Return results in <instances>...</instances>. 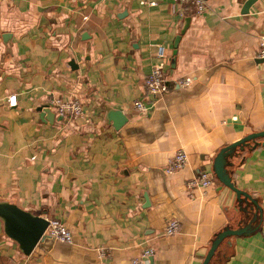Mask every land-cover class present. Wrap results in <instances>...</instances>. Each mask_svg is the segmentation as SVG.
Instances as JSON below:
<instances>
[{"label":"crops","instance_id":"crops-1","mask_svg":"<svg viewBox=\"0 0 264 264\" xmlns=\"http://www.w3.org/2000/svg\"><path fill=\"white\" fill-rule=\"evenodd\" d=\"M243 1L204 0L196 12L170 0H0V202L71 234L23 254L0 219V264H130L142 248L147 264H200L217 231L253 214L207 264H264V145L235 148L226 166L257 207L216 179L188 184L213 175L221 146L264 129V0L241 12ZM156 62L166 89L141 113L132 101ZM108 110L125 121L113 127ZM178 148L185 163L165 172ZM170 218L178 229L164 235Z\"/></svg>","mask_w":264,"mask_h":264},{"label":"water","instance_id":"water-1","mask_svg":"<svg viewBox=\"0 0 264 264\" xmlns=\"http://www.w3.org/2000/svg\"><path fill=\"white\" fill-rule=\"evenodd\" d=\"M253 1L254 0H244L241 4L240 11H247L248 6ZM186 23L187 17L184 19V25L180 29V32L183 31ZM177 39L178 35H176L174 38V47ZM172 53H174V49L172 50ZM172 61L173 58L170 60V62ZM255 61H264V56L256 57ZM70 63L71 62L69 61V64ZM42 111L45 115L44 118L51 121L53 117L52 112L46 109V107H43ZM106 118L111 121L113 127H118L125 121L124 115H122L119 110H108ZM263 137L264 129L249 132L237 140L221 146L213 156L211 162V171L214 178L233 190L238 201L240 200L239 195H241L243 201L248 199L255 206V201L251 199L247 193L234 186L230 180L229 171L226 169V166L230 164L228 158L233 154L235 148L241 149L245 144H247L248 141H252V145L258 143L264 145V139L261 141H255L256 138ZM244 208L245 207L242 209ZM254 217L255 214L251 215L250 219L241 226H237L235 228L225 226L217 231L211 238L200 264H207L216 246L224 237L229 235H240L249 232L251 230L250 222L254 219ZM0 219L3 221L9 235L17 242L18 247L23 254H28L35 245L47 247L49 242L52 240L51 236H44L42 234V231L47 224V219L42 216L31 214L27 211L10 206L4 202H0Z\"/></svg>","mask_w":264,"mask_h":264},{"label":"built area","instance_id":"built-area-1","mask_svg":"<svg viewBox=\"0 0 264 264\" xmlns=\"http://www.w3.org/2000/svg\"><path fill=\"white\" fill-rule=\"evenodd\" d=\"M173 3H193L195 6L196 12H200L204 9V0H170ZM143 3H147L149 5H153L156 3V0H141ZM256 57L264 56V36H261L257 40V49L255 52ZM155 57L158 61L164 57V50L161 45H157L155 49ZM163 68L160 62L153 63L150 65L149 71L144 75L142 79V91L143 95L139 99H135L132 101V107L144 113L147 109L146 102L150 105L161 93H163L166 89L165 78H164ZM174 83L176 85H185L188 83V79L184 78H176L174 79ZM150 97V98H146ZM145 99V100H144ZM7 104L13 105L15 103L14 95H8L6 97ZM145 101V102H144ZM69 105L60 104L59 110L68 109ZM186 161V153L181 148L175 149V151L170 155L165 167V172H170L176 170L183 166ZM215 181L214 176L205 170L199 171V173L188 181L189 185L197 186V187H207L211 185ZM178 229V221L176 219H168L162 229V234L170 235L177 231ZM44 236H51L52 239H56L61 242H70L71 234L67 230V228L62 225L57 219H49L47 220V224L42 231ZM152 250L150 248H142L137 256L130 259V264H147V259L151 255Z\"/></svg>","mask_w":264,"mask_h":264},{"label":"rangeland","instance_id":"rangeland-1","mask_svg":"<svg viewBox=\"0 0 264 264\" xmlns=\"http://www.w3.org/2000/svg\"><path fill=\"white\" fill-rule=\"evenodd\" d=\"M164 57H167V52L164 54Z\"/></svg>","mask_w":264,"mask_h":264}]
</instances>
